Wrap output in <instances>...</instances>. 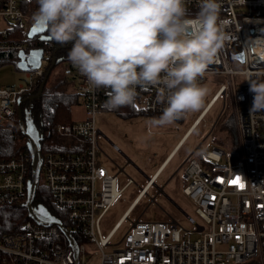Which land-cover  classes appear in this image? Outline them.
I'll use <instances>...</instances> for the list:
<instances>
[{"label":"built area","instance_id":"obj_1","mask_svg":"<svg viewBox=\"0 0 264 264\" xmlns=\"http://www.w3.org/2000/svg\"><path fill=\"white\" fill-rule=\"evenodd\" d=\"M25 3L26 0H0V19L8 23L0 28V51L27 53L33 49L25 40L7 37L11 25L22 29L27 37L36 19L33 12L24 8ZM200 3L201 0H186V7L194 15ZM220 3V18L227 22L224 31L228 39L201 82L207 80L206 75L228 78L227 84L218 83L209 101L216 102L229 94L240 157L233 161L230 154L212 146L203 151L205 162L191 154L184 159L182 192L193 201L200 220L182 211L192 228L184 229L173 218L149 221L139 216L130 221L118 241L112 242L115 232L155 184L162 163L151 176L138 169L146 176V183L107 233H103L104 215L133 181L128 178L118 186L123 168L99 144L103 133L96 127L94 116L106 109V90H90L86 78L76 70V95L82 117L40 125V177L48 198L35 195L33 202L43 204L48 199L49 211L54 215L61 213L71 224L80 240L78 243L72 235L78 246L77 259L57 225H41L29 217L20 230L0 235V264H86L88 246L95 247L99 264H264V112H250L254 94L249 91L247 80L264 75V48L254 43L257 38H264V0H220ZM36 37L43 44L39 47L42 55L37 68L24 71L28 81L0 85V129L11 131L13 137L17 136L12 130L18 99L33 94V87L40 84L46 70L42 63L51 62L55 56V41ZM235 53H242V61L231 57ZM234 74L244 77L240 87L233 86ZM136 102L144 103L149 114H161L165 107L154 87L138 89ZM47 134L56 139L51 140ZM112 148L118 151L117 146ZM29 174V152L0 156L1 206L25 202ZM160 191L158 188L156 193ZM192 232L201 234L192 238Z\"/></svg>","mask_w":264,"mask_h":264},{"label":"clouds","instance_id":"obj_2","mask_svg":"<svg viewBox=\"0 0 264 264\" xmlns=\"http://www.w3.org/2000/svg\"><path fill=\"white\" fill-rule=\"evenodd\" d=\"M220 12V0H201L194 15L186 0H38L34 19L56 43L73 42L67 59L90 90H106V109L156 88L165 107L148 123L163 127L198 112L210 94L201 81L228 39ZM254 43L264 48V38ZM247 80L250 112H264V79Z\"/></svg>","mask_w":264,"mask_h":264},{"label":"rangeland","instance_id":"obj_3","mask_svg":"<svg viewBox=\"0 0 264 264\" xmlns=\"http://www.w3.org/2000/svg\"><path fill=\"white\" fill-rule=\"evenodd\" d=\"M6 25H8L6 20L0 19V28ZM34 37L36 38V36ZM49 64L50 62L44 61L42 68L46 69ZM76 70L68 61L61 60L51 69L46 82V88L57 92L76 94ZM206 78L207 80L203 83L211 91L205 103L217 89L219 82L228 83V78L222 75H206ZM259 78L264 79V75H259ZM231 80L234 87H240L244 83V77L240 74L232 75ZM27 81L25 72L15 68L13 64L7 63L0 67V85H17L18 83H26ZM229 99L230 96L226 93L225 96L219 97L211 105L210 110L204 114L200 122L194 127V131L186 139L177 156L156 178L155 184L148 189L147 194L142 196L130 212L129 218L125 219L115 232L112 242L118 241L129 228L130 221L135 220L139 216L142 220L149 221L173 218L184 229L192 228L184 218L182 211L194 216L198 221L200 220L194 211L195 205L193 201L182 192L183 185L185 184L182 164L184 159L190 154L201 161L204 150H209L212 146L218 147L220 143L218 141L222 140L224 142L226 140L228 133L219 131L218 124L219 121L225 119V115L231 110L229 108ZM136 105L139 109H143L144 112L139 111L130 116H122L112 110L102 109L97 111L94 116L96 127L103 133V136L99 139L101 149L117 166L123 168L124 172L118 176V186H122L128 178H131L133 181L123 189L121 195L104 215L102 220L104 234L107 233L114 222L125 211L129 203L139 192L140 187L146 183V176H151L171 146L185 133L202 110L201 108L198 112L188 113L183 119L173 125L152 127L148 121L150 118L158 117L159 115H150L146 112L144 103L142 102L139 104L136 102ZM70 112L73 120L82 117L81 107L74 102L70 104ZM48 122H51V120H45L43 123L47 125ZM3 125H6L5 122ZM0 130H4L10 135L9 130ZM50 139L55 140L56 137L50 135ZM113 145L117 146L118 151L112 148ZM106 167H111V165L106 164ZM115 171H117V168ZM41 181L42 177H40V183ZM158 188L161 191L156 193ZM152 196L155 197L154 200L150 199ZM38 204L39 202L36 203V205ZM200 234V232H192L190 236L194 238ZM95 250L93 246L87 247L86 264H99V256L94 254ZM105 250L109 251L106 248Z\"/></svg>","mask_w":264,"mask_h":264},{"label":"trees","instance_id":"obj_4","mask_svg":"<svg viewBox=\"0 0 264 264\" xmlns=\"http://www.w3.org/2000/svg\"><path fill=\"white\" fill-rule=\"evenodd\" d=\"M24 8L30 10L31 12L35 14L38 9V0H26ZM46 34L50 36L49 28L47 29ZM7 37L11 39H15V40H25L30 44L31 48L33 49L43 46V44L37 40V37L27 38L26 35L23 33L22 29L16 26H13V25L9 27ZM56 44L57 46L60 45L59 43H56ZM72 46H73V42H71L68 46H66L63 49H58L57 57H61L62 60L68 61L67 53L72 48ZM17 61H18V56H17L16 51H6V52L0 51V67L4 64L11 63L15 66V68H17L16 66ZM38 86L39 85H36L33 87V93H36ZM210 98L211 97H209V99ZM209 99L207 100V102L209 101ZM72 102L78 104L76 94L49 90L46 88V83H45L40 96L33 100V105H32L33 118L37 124L36 126L37 129H39L40 131L41 130L40 125L44 124L43 122L48 119L51 120V122L71 121L72 118H71V112H70V104ZM206 103L204 105H206ZM229 108L231 110L228 112V114L225 115V119H223L222 121H219V124H218L219 131L228 133V136L226 137V140L224 142L222 140L218 141L220 142L218 147L223 149L224 152L230 154L232 157V160L236 161L239 159L240 155H239V145H238V141L236 138V132H235V124H234V117L232 113L233 110H232L231 99H229ZM112 111L122 116H130L139 111L144 112L143 109H139L137 107L136 102H134L130 106L121 107L118 110H112ZM150 115H153V114H150ZM156 115H160V114H156ZM13 120H14V123H13L12 132H16L17 136L13 137L11 134L8 135L4 130H0V156L8 157V156L17 155L20 153H28V150L26 147V139L24 135L21 133V130L18 125V118H17L16 110L14 111V114H13ZM48 138H50V135H48ZM41 146H42V143H41ZM202 161H204L203 158L201 159L200 162ZM38 195H42L48 198L47 191L44 188L43 184L40 183V181H39V185L36 190V197ZM42 203L45 206H47L49 209H51L49 206L48 199L43 200ZM55 215L64 223V225L68 228L71 234L75 237L77 242L80 243V240L76 237L71 224L65 219V217L61 213H57V212H55ZM26 219H29V216H28L27 210L21 204H18L15 206H1L0 205V235L6 232L20 230L22 228L23 222Z\"/></svg>","mask_w":264,"mask_h":264},{"label":"water","instance_id":"obj_5","mask_svg":"<svg viewBox=\"0 0 264 264\" xmlns=\"http://www.w3.org/2000/svg\"><path fill=\"white\" fill-rule=\"evenodd\" d=\"M48 28V25L44 21L35 20L29 28L27 37L33 38L34 36L39 35V38L41 40H49L51 39V37L45 34ZM70 43L71 41L67 44H60L56 46L55 52H57L58 49L65 48ZM41 55V48L31 49L27 53L23 50H20L17 52L18 61L16 62V66L22 71L37 68L40 64ZM231 57L233 59H239L240 61H242V53L232 54ZM61 60L62 58L57 57L55 53V56L53 57L49 66L44 72V76L40 81L36 93L19 98L16 103L18 125L21 130V133L26 139V147L30 155V178L27 182V197L22 206L27 210L28 216L33 219L36 223L41 225H57L67 238L70 247L74 251V256L77 259V242L73 238L72 234L69 232L68 228L64 225V223L57 216L52 214L44 204L40 203L38 205H33V200L36 194L37 187L39 185L40 168L42 162L40 145L41 136L39 130L33 122L30 109L22 107V104L25 101L31 102L33 99H36L40 96L51 69L56 63L60 62Z\"/></svg>","mask_w":264,"mask_h":264},{"label":"crops","instance_id":"obj_6","mask_svg":"<svg viewBox=\"0 0 264 264\" xmlns=\"http://www.w3.org/2000/svg\"><path fill=\"white\" fill-rule=\"evenodd\" d=\"M208 103V102H207ZM205 107V106H204ZM203 107V108H204ZM188 129V128H187ZM184 134L183 135H181L178 139H177V141L171 146V148L169 149V151L167 152V154L164 156V158L158 163V165L156 166V168L158 167V166H160L162 163L164 164V166H163V169L161 170V172L156 176V178L165 170V168L167 167V165L177 156V154L179 153V151L181 150V148H182V146L184 145V142L186 141V139H187V137H186V139L184 140ZM149 158V157H148ZM156 164V163H155ZM156 168H155V170H156ZM154 170V171H155ZM153 171V172H154ZM156 178H155V180H156ZM151 178H149V180H150ZM155 180H154V182H155ZM153 181V178H152V180L150 181V182H152ZM152 185H153V183H152ZM151 185V186H152Z\"/></svg>","mask_w":264,"mask_h":264},{"label":"bare ground","instance_id":"obj_7","mask_svg":"<svg viewBox=\"0 0 264 264\" xmlns=\"http://www.w3.org/2000/svg\"><path fill=\"white\" fill-rule=\"evenodd\" d=\"M211 100V99H209ZM215 103V100L210 103V101L205 105V107L201 110V112L199 113V115L194 119V121L192 122V124L188 127V129L185 131V136H184V140L186 139L187 136H189L191 134V132L193 131L194 127L200 122V120L202 119V117L204 116V114L209 110V108L211 107L212 104ZM152 178L149 180L151 181Z\"/></svg>","mask_w":264,"mask_h":264},{"label":"flooded vegetation","instance_id":"obj_8","mask_svg":"<svg viewBox=\"0 0 264 264\" xmlns=\"http://www.w3.org/2000/svg\"><path fill=\"white\" fill-rule=\"evenodd\" d=\"M46 35H47V34H46ZM55 53H56V56H57V52H55ZM33 94H34V93H33ZM30 95H31V94H30ZM26 96H28V95H26ZM26 96H25V97H26ZM33 100H34V99H33ZM33 100H32L31 102H29V101H25V102L22 104L23 108H28V109H30L32 118H33V112H32ZM33 122H34L35 126H37L36 122L34 121V118H33ZM36 203H37V201H34V202H33V205H36Z\"/></svg>","mask_w":264,"mask_h":264},{"label":"snow or ice","instance_id":"obj_9","mask_svg":"<svg viewBox=\"0 0 264 264\" xmlns=\"http://www.w3.org/2000/svg\"><path fill=\"white\" fill-rule=\"evenodd\" d=\"M235 182V181H234ZM241 187H243V185H241Z\"/></svg>","mask_w":264,"mask_h":264}]
</instances>
